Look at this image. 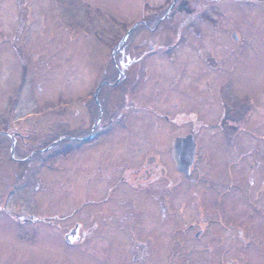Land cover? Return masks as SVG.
Instances as JSON below:
<instances>
[{"label": "rangeland", "instance_id": "374dc122", "mask_svg": "<svg viewBox=\"0 0 264 264\" xmlns=\"http://www.w3.org/2000/svg\"><path fill=\"white\" fill-rule=\"evenodd\" d=\"M170 2L0 0V117L10 116L9 105L14 99L18 100L17 119L34 114L43 116V126L62 128L61 122L66 120L72 138L86 135L91 126L86 115L81 116L85 108L81 97H87L89 60L103 59L111 50L107 47L111 39L125 36L136 23L153 17L148 21L153 27ZM220 5L224 59L236 54L232 51L234 32L251 39L255 48L245 47L248 55H254L241 57L236 64L240 105L250 107L239 106V114L233 109L238 121L233 126L240 135L238 149L227 145L229 123L176 126V134L191 133L197 142V161L190 177L176 170L167 153L160 156V171L151 173L135 192L124 186L127 191L118 189L112 204L95 203L90 208L87 180L93 158L88 159V146L77 157L73 154L54 162V170L43 169V190L34 184L26 188V182L21 181L15 197H4L12 177L4 166L0 172V264H264V5L262 0L238 9L231 1L223 0ZM166 22L155 33L137 25L130 38L161 36ZM201 67L192 61L193 72ZM242 96L249 98L243 101ZM227 110L223 109L225 116ZM207 111L206 117L216 121L220 109L213 104ZM139 128L137 123L133 130L123 132L134 141ZM167 130V124L149 127L152 135L160 133L153 137L154 149L166 146ZM142 140L149 148L144 135ZM123 149L124 162L131 158V166L136 167L145 163L146 157L132 154L129 145ZM7 156L5 149L1 157ZM121 166L127 167L124 163L109 166L112 180L106 182L108 188L124 175ZM79 184L82 193L77 200L72 185ZM127 192L139 197L138 204L124 202L131 197ZM78 206L84 219L73 215ZM7 211L42 214L55 222L52 226H18ZM90 212L94 213L93 222L87 215ZM77 220L86 224L85 230L94 222L97 228L77 236L71 231ZM19 227L23 231H17ZM199 230L203 235L196 238Z\"/></svg>", "mask_w": 264, "mask_h": 264}, {"label": "flooded vegetation", "instance_id": "af4514ba", "mask_svg": "<svg viewBox=\"0 0 264 264\" xmlns=\"http://www.w3.org/2000/svg\"><path fill=\"white\" fill-rule=\"evenodd\" d=\"M222 1L171 0L153 27L148 24V21L139 22V26L155 33L160 29L161 24L168 20L166 29L160 31L161 36L138 39L123 36L111 39L108 45L106 42L103 43L108 48L111 46V50L103 59L89 60L87 99L81 97L83 99L81 100L78 97L82 103H85L81 116L85 114L91 126L90 131L84 136L72 138L65 127L66 120L61 122V125H64L62 128L60 125L43 126V116L38 117L34 114L17 119L14 113L18 102L16 103L13 99L9 105L10 116L0 117V125L4 126L0 128V138H6V141L0 140V172L6 166L12 176L11 184L8 185V191L4 197H15L22 182H26L27 186H24L26 188L34 184L35 188L43 190V169L54 170V162H60L62 158H68L73 154L77 157L78 153L87 146L90 147L88 159L93 158L87 180L90 184L87 203L89 208L95 203L112 204L113 195L118 189L127 191L124 186L129 185L132 187L131 191L135 192V189L141 186L151 173L160 171V156L167 153L176 170L185 177H190L197 161V142L195 162L190 175L187 176L176 167V161L173 158L174 141L193 134H176V126L209 122L232 124V126L227 124L228 127L225 129L227 145L237 150L240 135L236 132V126H233L238 122L237 117L232 114L233 109H237L239 114V106L244 109L250 107L240 105L241 99L235 75L236 64L241 57L247 59L254 55V53L248 55L250 51H244L245 47L249 46L250 50L254 47L251 39L241 37L238 32H234L231 36L234 40L232 51L236 54L232 59H224L221 20L224 12L220 5ZM226 1L233 2L234 7L238 9L240 5L247 7L255 0ZM262 4L264 5V0ZM261 7L264 8V6ZM165 16L167 17L163 19ZM199 60L201 62H198ZM192 61L194 65L201 63L202 67L193 72ZM226 65L229 67H225ZM97 72H100L99 76ZM247 97L249 98V96H242V100L248 99ZM213 104L220 109L219 115L215 116L216 121L206 117L209 114L207 110L211 109ZM225 107L228 108L226 116L223 113ZM75 115H80L79 110L75 112ZM137 123H140L139 134L133 141L123 131L133 130ZM158 124L169 126L167 130L169 140L163 141L166 146L160 151L153 148L154 138L157 137L155 134L160 133L152 135L149 131V127L153 128ZM157 129H154V132ZM142 135L149 143V148H145ZM156 141L162 142L161 138ZM125 145L130 146L129 150L135 156L146 157L142 166H131V158L123 161ZM5 149L8 151L7 159L1 157ZM50 151L52 153H49ZM251 155L253 156L254 152ZM115 163H124L127 167L121 166L123 169L119 170L121 172L123 170L124 175L120 176V180L114 186L108 188L106 182L112 180L108 172L109 166ZM57 167L55 172H58ZM78 167L77 171H79ZM101 177L102 182H100ZM64 181L68 182V179ZM79 186L81 185L75 187L72 185L73 191L77 193V200L82 193ZM173 187L172 184L171 188ZM97 194L100 195L97 196ZM126 194L131 197L126 198L125 203L138 204L137 195L131 192ZM171 194L167 195L166 200L168 211H171L169 207ZM97 198L100 200L96 201ZM39 201L41 213H43L42 196ZM79 211L80 206L73 211V215L78 214L84 219L85 216H80ZM7 212L18 226H23L21 225L23 223L26 225L45 223L52 226L55 222L54 219L44 218L42 214L25 216L18 211ZM91 212L87 215L93 222L94 213ZM84 225L77 220L71 230L72 233L80 236L83 232L86 235L89 232L93 233L97 228L95 222L91 229L85 230ZM17 229V231H23L21 227ZM190 229L194 230L195 226L192 225ZM202 235V230L195 234L196 238ZM64 236L67 235L64 234Z\"/></svg>", "mask_w": 264, "mask_h": 264}, {"label": "water", "instance_id": "95a60500", "mask_svg": "<svg viewBox=\"0 0 264 264\" xmlns=\"http://www.w3.org/2000/svg\"><path fill=\"white\" fill-rule=\"evenodd\" d=\"M165 16L163 19H165ZM139 25L136 23L124 36L129 37L134 28ZM196 157V140L193 135H188L186 137L177 138L174 141L173 158L176 161L177 169L189 176L191 173V168L194 165Z\"/></svg>", "mask_w": 264, "mask_h": 264}, {"label": "trees", "instance_id": "16d2710c", "mask_svg": "<svg viewBox=\"0 0 264 264\" xmlns=\"http://www.w3.org/2000/svg\"><path fill=\"white\" fill-rule=\"evenodd\" d=\"M161 15V14H160ZM159 15V16H160ZM152 19H153V17H151V18H149L147 21H152ZM18 101V100H17ZM17 101H16V103H17Z\"/></svg>", "mask_w": 264, "mask_h": 264}]
</instances>
